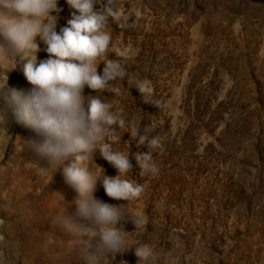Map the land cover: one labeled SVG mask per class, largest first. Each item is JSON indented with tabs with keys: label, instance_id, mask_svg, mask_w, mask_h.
I'll use <instances>...</instances> for the list:
<instances>
[{
	"label": "rangeland",
	"instance_id": "1",
	"mask_svg": "<svg viewBox=\"0 0 264 264\" xmlns=\"http://www.w3.org/2000/svg\"><path fill=\"white\" fill-rule=\"evenodd\" d=\"M58 7L63 11L57 31L74 11L66 0ZM118 7L131 9L135 26L121 30L108 16L113 49L135 52L127 71L148 82L160 107L144 103L126 78L114 83L120 88L115 95L84 89L86 97L99 95L113 111L123 110L127 126L116 128L113 148L129 151L128 178L144 188L130 202L114 200L98 181L95 198L122 207L118 227L129 233L130 248L104 264H139L135 246L140 243L154 248L158 264H264V0H103L97 5L105 14ZM47 55L41 51L38 59ZM108 58L116 59L115 53ZM21 68L19 63L8 73V87L27 91L32 86ZM103 68L100 63L98 73ZM131 127L160 138L154 177L139 175L135 154L149 149L137 146L127 132ZM8 131L5 150L0 139L4 230L14 229L7 213L18 207L20 194L39 205L40 236L28 239L26 259L18 264H82L81 247L95 254L98 238L84 236L80 245L60 232L50 237L49 221L66 210L84 227L95 225L77 215V193L59 171L51 180L52 171L44 175L29 165L36 158L20 145L38 139L32 129L13 123ZM93 162L104 175H118L99 150ZM94 164L88 166L99 175ZM130 214L146 217L145 229L136 230Z\"/></svg>",
	"mask_w": 264,
	"mask_h": 264
},
{
	"label": "clouds",
	"instance_id": "2",
	"mask_svg": "<svg viewBox=\"0 0 264 264\" xmlns=\"http://www.w3.org/2000/svg\"><path fill=\"white\" fill-rule=\"evenodd\" d=\"M66 2L74 11L66 26L57 31L59 13L63 11L58 7L59 0H0V133L4 134L0 139L5 150L11 140L8 129L13 123H23L32 129L38 139L20 145L21 150L31 152L36 158L29 165L44 175L52 171L51 180L59 171L64 183L77 193V215L95 225V229L86 228L65 210L50 219L49 236L60 232L80 245L84 236L98 238L95 254L90 255L81 247L80 257L82 264H104L130 248L127 247L129 233L118 227L124 218L122 207L95 198L98 181L114 200L130 202L139 198L144 188L142 183L128 178L132 169L129 151L126 154L113 148V142L117 141L116 128L127 126L123 110L113 111V104L99 95L86 97L84 89L115 95L120 88L114 83L126 78L129 87L139 91L144 103L159 108L160 102L152 98L146 80L128 73L126 65L135 52L128 48L113 49L107 18L111 16L121 30L132 28L135 21L131 9L108 8L105 14L97 9L103 0ZM41 51L48 54L46 59H38ZM110 53H115L116 59H109ZM19 63L23 76L32 86L27 91L8 87V73ZM100 63L104 64L102 74L97 71ZM127 132L138 147L146 144L149 149L135 154L139 175L154 177L159 172L154 151L162 147L160 138L141 134L139 127H131ZM96 150L118 175H104V170L94 164ZM41 160L47 166L41 167L38 163ZM89 162L99 170V175L90 169ZM130 215L136 230L145 229L146 217ZM3 227L4 221L0 219V228ZM6 247L5 235L0 232V264H9L3 251ZM135 255L139 264L159 261V255L147 243L137 244Z\"/></svg>",
	"mask_w": 264,
	"mask_h": 264
},
{
	"label": "bare ground",
	"instance_id": "3",
	"mask_svg": "<svg viewBox=\"0 0 264 264\" xmlns=\"http://www.w3.org/2000/svg\"><path fill=\"white\" fill-rule=\"evenodd\" d=\"M24 194L18 198V207L14 211L7 213L9 224L14 227L11 232L0 228V232L5 235L7 247L3 248L5 258L9 264H18L17 260L26 259L27 241L29 238L33 242L40 236V225L38 224L39 205L35 200L31 202L24 199ZM6 223L4 222V226ZM38 225V227H37ZM42 230V229H41ZM24 264V263H23ZM31 264V263H30ZM33 264H38L33 262Z\"/></svg>",
	"mask_w": 264,
	"mask_h": 264
}]
</instances>
